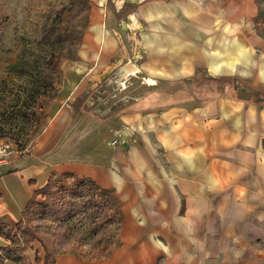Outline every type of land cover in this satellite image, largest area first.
Instances as JSON below:
<instances>
[{
	"label": "crops",
	"instance_id": "0c3cea01",
	"mask_svg": "<svg viewBox=\"0 0 264 264\" xmlns=\"http://www.w3.org/2000/svg\"><path fill=\"white\" fill-rule=\"evenodd\" d=\"M118 1H97L102 26L91 20L79 53L88 75L74 79L73 70L60 97L111 69L117 49L128 54L120 46L128 37L137 40L146 94L118 114L121 147L106 160L50 163L31 190L57 170L111 189L122 212L118 244L100 259L63 253L54 264H264V35L256 28L257 0H125L124 15ZM199 71L235 86L190 99L171 92ZM65 111L54 110L35 155L56 149L69 124ZM21 211L13 213L0 197V216L15 219Z\"/></svg>",
	"mask_w": 264,
	"mask_h": 264
},
{
	"label": "rangeland",
	"instance_id": "374dc122",
	"mask_svg": "<svg viewBox=\"0 0 264 264\" xmlns=\"http://www.w3.org/2000/svg\"><path fill=\"white\" fill-rule=\"evenodd\" d=\"M97 1L0 0V143L8 144L7 150L0 152L5 160L0 163V197L13 213L22 209L15 219L0 216V247L14 246V241L22 249L19 261L7 259L2 264H43L46 250L50 256L71 253L80 259L96 260L118 244L121 218L114 204L108 201V195L87 181H76V177L62 176L55 184L61 188L59 195H64L57 203V213L75 210V216L58 218L50 212L42 213L48 208L43 203L46 197L40 194L37 204L22 213L32 188L50 172V163L106 160L110 149L121 147L114 130L117 116L131 101L146 94L138 71L139 77L129 75L124 83L120 80V64L128 60L137 64L139 56L135 53L137 40L128 37L120 40L128 54L123 57L117 49L111 69L93 72L92 81L85 87L69 97H60L59 89L64 81L73 79V70L74 79L88 75L90 67L79 53L91 20L102 26L103 10ZM257 2L256 28L264 35V0ZM123 3L125 0H121ZM119 8L124 9V15L130 7L123 4ZM125 24L120 20L118 29L122 31ZM187 83L172 87L171 92L180 90V97L190 99L224 93L226 87L233 90L235 86L226 78L214 81L202 71ZM159 90L162 93L163 88L156 87L153 92ZM60 106L66 108L68 126L56 149L35 155L36 141ZM28 165L44 171L32 172Z\"/></svg>",
	"mask_w": 264,
	"mask_h": 264
},
{
	"label": "trees",
	"instance_id": "16d2710c",
	"mask_svg": "<svg viewBox=\"0 0 264 264\" xmlns=\"http://www.w3.org/2000/svg\"><path fill=\"white\" fill-rule=\"evenodd\" d=\"M76 177V181H79L80 183H85V181H87L88 183H90L92 186H94L97 190H99L102 193H105L106 195H108V201H111L114 204V208H115V212L117 215L120 216V218H122V212L118 203V200L116 199V197L113 195L112 190L109 188H105V187H101L99 186L97 183H95L92 179L88 178V177H83V176H77L76 174L72 173V172H61L59 174L57 173H52L48 176L47 181L41 186L38 187L36 189L33 190L30 198L28 199L26 205L23 208V215H25L27 212H29L30 208L37 204L36 198L37 196L40 195H44L46 197V201H43L44 206H46L48 208V211L44 210L42 211V213L45 212H50L51 214L56 215L58 218H69L72 216H75V214H77V211L75 210H69V211H62L60 212V214H58V209H57V203L60 202V200L62 199V196H60L59 191H61L60 187H57V185H55L57 183V181L60 180V177ZM57 188V189H53V188ZM42 203V204H43ZM64 204V202H63ZM85 231V230H84ZM94 231H92V233H94ZM28 235V234H27ZM10 241L12 240L11 238ZM11 243L14 246H2L0 247V263H4L3 261L5 260H11V261H19L22 258V255L20 254L21 246L18 245V243H15L14 241H11ZM46 255H45V259H44V263L43 264H54L56 255L54 256H50V252L49 250H46Z\"/></svg>",
	"mask_w": 264,
	"mask_h": 264
},
{
	"label": "bare ground",
	"instance_id": "6f19581e",
	"mask_svg": "<svg viewBox=\"0 0 264 264\" xmlns=\"http://www.w3.org/2000/svg\"><path fill=\"white\" fill-rule=\"evenodd\" d=\"M129 1H132V0H129ZM118 2H121V0H119ZM121 68H120V72H119V76H120V80L122 81V83H124L123 80H126L129 75H134L135 72H137L138 70V65L131 61V60H128L126 62H123L120 64ZM148 82H152L151 79H147Z\"/></svg>",
	"mask_w": 264,
	"mask_h": 264
},
{
	"label": "built area",
	"instance_id": "2783aa9c",
	"mask_svg": "<svg viewBox=\"0 0 264 264\" xmlns=\"http://www.w3.org/2000/svg\"><path fill=\"white\" fill-rule=\"evenodd\" d=\"M7 147H8L7 143L1 142L0 143V152L6 151ZM3 162H5V160L0 157V163H3Z\"/></svg>",
	"mask_w": 264,
	"mask_h": 264
}]
</instances>
